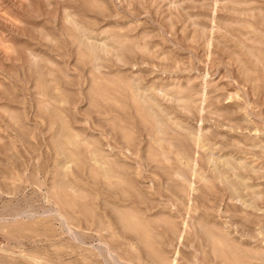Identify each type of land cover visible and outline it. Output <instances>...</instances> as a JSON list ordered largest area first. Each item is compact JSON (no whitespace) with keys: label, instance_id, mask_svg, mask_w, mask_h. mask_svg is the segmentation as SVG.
Returning <instances> with one entry per match:
<instances>
[{"label":"rangeland","instance_id":"obj_1","mask_svg":"<svg viewBox=\"0 0 264 264\" xmlns=\"http://www.w3.org/2000/svg\"><path fill=\"white\" fill-rule=\"evenodd\" d=\"M0 264H264V0H0Z\"/></svg>","mask_w":264,"mask_h":264},{"label":"bare ground","instance_id":"obj_2","mask_svg":"<svg viewBox=\"0 0 264 264\" xmlns=\"http://www.w3.org/2000/svg\"><path fill=\"white\" fill-rule=\"evenodd\" d=\"M56 213V212H55ZM58 215H59V213H58ZM56 216H57V214H56ZM61 219V218H60ZM64 219V218H63ZM62 220V219H61ZM65 220V219H64ZM67 223V222H66ZM65 224V223H64ZM66 226V225H65ZM115 260V259H114Z\"/></svg>","mask_w":264,"mask_h":264}]
</instances>
